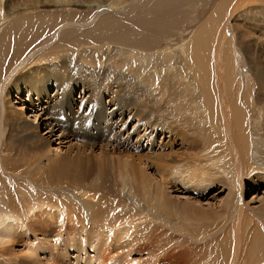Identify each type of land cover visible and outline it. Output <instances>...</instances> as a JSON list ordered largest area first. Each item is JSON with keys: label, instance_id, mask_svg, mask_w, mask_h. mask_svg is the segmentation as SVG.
Instances as JSON below:
<instances>
[{"label": "bare ground", "instance_id": "obj_1", "mask_svg": "<svg viewBox=\"0 0 264 264\" xmlns=\"http://www.w3.org/2000/svg\"><path fill=\"white\" fill-rule=\"evenodd\" d=\"M4 3L0 264H43L45 253L46 264H66L64 237L65 248L100 251L89 264H121L123 254L145 264H202L213 242L204 264H264L257 228L222 242L193 234L206 236L231 209L264 218L263 197L258 207H251L257 196L245 202V187L264 183V44L237 45L226 34L231 19L264 29V0H45L14 11ZM43 6L69 11L34 13ZM241 28L233 22L235 36ZM218 127L232 145L223 166L211 151L209 132ZM72 142L66 153L74 160L43 159L45 149L62 156ZM216 183L229 196L217 213L170 198L179 185L209 192ZM185 219L202 229L188 222L177 235ZM16 247L26 261L16 260Z\"/></svg>", "mask_w": 264, "mask_h": 264}, {"label": "rangeland", "instance_id": "obj_2", "mask_svg": "<svg viewBox=\"0 0 264 264\" xmlns=\"http://www.w3.org/2000/svg\"><path fill=\"white\" fill-rule=\"evenodd\" d=\"M31 2H32V4H37V3L42 4V3L45 2V0H7L6 6H5V3H4L3 4V8L7 9V10H11V11L19 10V9H22L23 5H29V4H31ZM260 3L257 2V3H255V5L256 4L258 5ZM253 9H252V11L255 14V16L258 15L257 12H261V11H258V10L254 11ZM67 10L69 11L68 8H63V9H61V8L45 9V7L43 6L41 8L36 9V10L34 9L33 11H34V13H40V12L42 13V12H45V11L68 12ZM261 15L259 17L264 18V12L263 11H262ZM253 17H254V15H253ZM227 18L228 17L226 16L225 22H226ZM252 20H253V18H252ZM252 20H249V22L251 21L253 23ZM233 22L234 23H239L243 27L237 33V36H235V34L233 32L234 29H232ZM4 24H5L4 26H6L9 23L7 21H4ZM262 29H263V27L260 28V29H256L252 25H250V23H246L243 20L242 21L241 20L237 21V19H235V20L231 19L230 23L228 24V29L226 31V34H227V37L229 39L230 38L231 39L232 38H237L238 41L235 42L236 44L237 43L240 44V41H241V43L242 42L243 43L250 42L249 44H264V29L263 30ZM172 49L176 50L177 47L175 48V46H173ZM245 65H246L245 62L241 63L239 65V69L243 70ZM133 74H134V76L137 75V71H134ZM172 82H174V79L170 83H172ZM79 95H82L81 94V90H80V92H78L77 96H79ZM129 126L130 127H129V130H128V133L133 131L132 126L134 128L135 127V123H131ZM205 127L208 129L207 126H205ZM220 130L221 129H219V127H218L216 129V132L213 133V131H214V129H213L209 133H210V135L213 134V137L215 139V143L213 144V149L211 150L212 153H213L212 156H214L216 158L215 162H216L217 165L223 166L222 162H223L224 156H226V151H227V154L229 156H233V155H232V149H231L232 145H231L230 137L224 136L222 133H219ZM217 133H219V134H217ZM159 140H160V138H159ZM79 141H80V144L84 143V142H81V141H83L82 139L79 140ZM223 142L225 144L224 146L221 145V143H223ZM74 144H75V142H72L71 144H64V146L62 147L63 149L61 148V150L63 151V152H61L62 156H54V153H56V152L50 153L48 151V149H45V151H47V152H45L46 156L43 159L44 160L45 159L48 160L49 157L51 156L50 159L53 158V159H56V160H59V161H62L63 159L74 160V158H76L74 156V154L71 156V155H68V153H66V152H68L67 149L69 147H73L74 148ZM77 144H79V142H77L76 145ZM57 147H56V145H54L53 149H55ZM85 151H87V152H85ZM85 151H81V155L83 157L92 156L94 153H100V150L97 149V148L95 149V152H93V153H92V151L90 149L85 150ZM147 152L148 151L145 150V151H143V154H146ZM179 153H181V152H179ZM257 173H260V172H257ZM148 174H150L154 178L158 177L157 173H156V171L154 169H149L148 170ZM259 175H261V180L264 182V173H260ZM221 185L222 184H220V183H216L215 186L213 187L214 189L212 191H209V192H206L207 191L206 187L197 188V187L188 186L189 187L188 188L189 191H188V190H185V188L182 187V185H179V188L172 190L174 192H172L170 194V198L173 199L176 202H179V201L181 202V201H185V200H188L190 202V200H191V202L188 203L187 206H190L191 208H193L192 211L196 209V210H200V211L203 210V211H205L204 213H207V214L217 213L220 210V204H219L220 201H226L228 199V197H229V196H226L227 193H228L227 192L228 189H226V191H224L223 194H218L219 192H221L223 190V189H221ZM262 185L258 187V190L254 189V188L252 189L250 187V185H247V187H245V188H247V190L249 189L247 191V194H246V197H245V202L246 203L250 202L255 196H257V199H258V202L254 203L251 207H254V206L258 207V206L261 205L260 201L262 200V197L264 198V183ZM61 191L64 192V195H67L66 192L63 191V189H61ZM171 195H173V196H171ZM182 197H187V198L183 199ZM239 205H240V203H239ZM228 212H229V214H227V216H224V217L221 216L220 220L215 224V227H211L210 230L206 233V236H205V233H203L204 231H201V230H198L197 232H194L193 234L196 235L197 239L200 240V241H201V238H203V240H205V239H207V236H209V235H216L217 238L219 240H221V242H222L223 240L227 239L231 235V233L232 234L238 233L239 228L241 229L239 231L243 232V230H245L248 227L249 228L248 230H252V231L253 230L255 231V229L257 228L258 229V233L259 232L262 233L261 235H263V238H264V218L260 217L259 213H255L254 210H252V213H250L251 211L249 212L248 210H246V211H244L246 213V215H245V213H243L242 216L238 217V216L233 214L234 211L232 209L230 211H228ZM177 217L187 218L184 215L177 214L176 215V220L177 221H178ZM234 218H237V219H234ZM188 219H189V217H188ZM188 219L181 220V222H178L179 226L177 227V230H178L177 233H176L177 235L180 233V231H182V227H184V228L190 227V224H188V222H191V223L197 225L198 228L202 229L203 222H195L193 220L189 221ZM208 224L210 225V221H208ZM239 224H243L244 228L239 227ZM205 226H206V224L204 225V230H206ZM237 227H238V229H237ZM193 228L194 227L192 226V230H193ZM233 237H235V236H233ZM36 238H37L38 241L42 239L40 236H37L35 238L31 237L32 240H35ZM65 238H67V237L63 238V243L61 244V248L63 246L64 249H65L64 250L65 251L64 254H65L66 258H65L64 262L66 264H89L90 261H95V259H93V258L96 255L98 256L100 254V251H96V253H95V250L93 248H91V247H88V248L86 247L87 248V250H86L87 252L85 251L83 253L82 252L78 253L77 252L78 250H76L78 247L76 248V246L73 245V243H71V242H67L68 245L65 248V242L67 241V239H65ZM83 239H85V238H83ZM80 241H82V239H80ZM85 241H86L87 246H91L90 240L87 239ZM94 241L95 240H93L91 242H94ZM263 241H264V239H263ZM208 243H204V244L202 243V244L203 245H207ZM76 244H78V246H79L78 242ZM96 244L97 243H95V245H93V246L95 247ZM202 244H198V245H202ZM221 244H222L223 250L227 246H229V243H226V242L225 243H221ZM209 245L210 246H208V247L206 246V248H204L205 251H204V253L202 255V258H201L202 264H204L206 262V259L209 260V257H211L212 253L214 252L215 243L214 242L212 244L209 243ZM68 246H70V247L74 246V247H72V249H69L70 247H68ZM16 248H18L19 250H16ZM16 248H15L16 257H17L16 260L18 262L26 261V256L28 254L27 251H25L23 247H16ZM20 248H21V250H20ZM86 248H84V249H86ZM215 249L218 250L217 247ZM40 256H42V257H40L39 259L40 260L44 259V260H42V263L46 264L47 261H48V258H49L48 254L45 253V255H40ZM121 256L118 257L119 259H117L119 261L121 260V264L122 263L123 264L124 263L125 264H145L144 261H141L142 259H140V257L138 255L133 254V256L132 255L130 256V258L127 257V255H124V254H123L122 257ZM147 257L148 256H145V258H147ZM223 258H224V255H223ZM138 260H139V262H138ZM126 261H127V263H126ZM128 261H129V263H128ZM212 262H213V259H212V261H207V263H209V264H212ZM116 263L120 264V263H118V261H116ZM3 264H7V263H3Z\"/></svg>", "mask_w": 264, "mask_h": 264}]
</instances>
